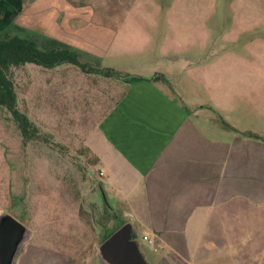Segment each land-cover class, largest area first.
Here are the masks:
<instances>
[{
	"label": "rangeland",
	"instance_id": "1",
	"mask_svg": "<svg viewBox=\"0 0 264 264\" xmlns=\"http://www.w3.org/2000/svg\"><path fill=\"white\" fill-rule=\"evenodd\" d=\"M28 3L25 16L31 26L41 15L43 24L31 33L48 35L47 27L55 29L59 16L68 25L63 34L88 48L82 60L95 69L105 58L136 60L128 67L133 72H168L195 89L192 98L217 104L239 118L249 117L264 128V0ZM12 74L18 107L38 127L37 136L25 142L9 109L0 104V211L12 213L32 232L18 258L28 245L31 249L35 245L46 253H62V264L71 254L79 256L75 264H102L98 247L126 222L136 227L135 237L147 260L158 258L162 252L143 239L145 226L125 215L126 204L115 201L117 196L104 192L102 168L84 146L93 133L97 107L86 90L73 99L70 88L75 80L87 88L90 73L67 63L54 67L28 63L13 68ZM26 257L29 253L24 262ZM253 261L264 264V239Z\"/></svg>",
	"mask_w": 264,
	"mask_h": 264
},
{
	"label": "crops",
	"instance_id": "2",
	"mask_svg": "<svg viewBox=\"0 0 264 264\" xmlns=\"http://www.w3.org/2000/svg\"><path fill=\"white\" fill-rule=\"evenodd\" d=\"M29 1L0 0V30L13 24L38 30L42 15L32 27ZM58 17L55 29L45 24L48 35L88 49L63 34L68 25ZM100 62L119 75L90 73L87 88L72 80L70 89L73 99L85 90L95 99L98 114L84 146L102 168L104 192L126 204L125 215L144 225L143 237L162 252L149 263L253 264L264 239V128L192 98L195 89L168 72L135 73L128 68L133 59ZM160 73L168 82L147 79ZM31 248L17 264L63 262L59 251ZM78 257L71 254L66 264Z\"/></svg>",
	"mask_w": 264,
	"mask_h": 264
},
{
	"label": "trees",
	"instance_id": "3",
	"mask_svg": "<svg viewBox=\"0 0 264 264\" xmlns=\"http://www.w3.org/2000/svg\"><path fill=\"white\" fill-rule=\"evenodd\" d=\"M84 54V51L78 47L48 35L39 37L35 32L31 33V31L17 24H13L8 30H0V104L9 109L22 132L25 142L37 136L38 127L18 107V94L12 69L23 67L28 63L44 67H54L67 63L76 65L87 73L104 76L119 75L116 69L104 66L100 61L97 62L100 65V69H95L94 65L90 66L88 61L82 60ZM147 79H162L168 82V79L162 73ZM250 136L256 135L250 133Z\"/></svg>",
	"mask_w": 264,
	"mask_h": 264
},
{
	"label": "water",
	"instance_id": "4",
	"mask_svg": "<svg viewBox=\"0 0 264 264\" xmlns=\"http://www.w3.org/2000/svg\"><path fill=\"white\" fill-rule=\"evenodd\" d=\"M135 233L132 222H126L112 232L98 247L102 264H150ZM31 234L30 228L12 213L0 211V264H17Z\"/></svg>",
	"mask_w": 264,
	"mask_h": 264
},
{
	"label": "built area",
	"instance_id": "5",
	"mask_svg": "<svg viewBox=\"0 0 264 264\" xmlns=\"http://www.w3.org/2000/svg\"><path fill=\"white\" fill-rule=\"evenodd\" d=\"M143 239L147 240L150 244L154 245V239L150 238L149 236L144 235Z\"/></svg>",
	"mask_w": 264,
	"mask_h": 264
}]
</instances>
